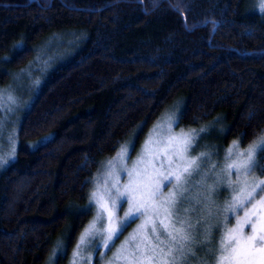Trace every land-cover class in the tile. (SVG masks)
I'll return each instance as SVG.
<instances>
[{
	"label": "trees",
	"instance_id": "16d2710c",
	"mask_svg": "<svg viewBox=\"0 0 264 264\" xmlns=\"http://www.w3.org/2000/svg\"><path fill=\"white\" fill-rule=\"evenodd\" d=\"M52 35L68 36L0 170V264H46L57 242L70 251L89 177L171 104L180 126L220 128L217 143L264 129L259 0H0V85L37 46L55 54Z\"/></svg>",
	"mask_w": 264,
	"mask_h": 264
},
{
	"label": "snow or ice",
	"instance_id": "6c2138e0",
	"mask_svg": "<svg viewBox=\"0 0 264 264\" xmlns=\"http://www.w3.org/2000/svg\"><path fill=\"white\" fill-rule=\"evenodd\" d=\"M259 11L264 15V0H259ZM16 105L10 89L0 88V111L13 112ZM182 115L178 110L155 124L131 166L125 162L134 147L131 139L106 160L103 182L94 178L85 206L95 214L82 228L69 264H93L96 252L100 264H264V129L246 147L241 133L224 150L223 160L213 161L219 146L200 144L207 127L174 131ZM3 130L0 124V140ZM9 140L12 147L0 154V168L16 157V139ZM149 144L154 145L151 152ZM119 172L126 173L123 183ZM194 188L199 191L192 196ZM141 216L133 233L105 259L127 225ZM149 228L150 236L131 243ZM60 252L66 248L53 257Z\"/></svg>",
	"mask_w": 264,
	"mask_h": 264
},
{
	"label": "rangeland",
	"instance_id": "374dc122",
	"mask_svg": "<svg viewBox=\"0 0 264 264\" xmlns=\"http://www.w3.org/2000/svg\"><path fill=\"white\" fill-rule=\"evenodd\" d=\"M52 36L57 41L59 40L58 42L62 43V40H66L67 39L66 37L68 35H63V36H58V37H55V35H52ZM63 44L64 43H62L59 47L56 46L59 49H56L55 54H53L51 56L47 55V53H48L46 51L47 48L43 47L44 44L37 46V48L35 49L36 52L33 55L34 57L25 65V67L21 68V69H25V71L20 72V69H19L17 71L19 74H15L12 77V79L9 82H7L6 84L0 85V88L10 89L12 94L17 98V105H16L15 110L13 112H8L7 110L0 111V124L3 125V129H4L3 130V139L0 140V154H5V153L10 151V149L12 147L11 142L9 140L10 136H14L16 139V152H17L18 124H17L16 120L19 119V112L23 111L24 109H26V107H28V105L32 99L33 93H35V91L37 90L35 88V86L37 85L36 87H38V85L41 81L42 74L44 73V71H46L47 66H49V64L53 60V58H55L61 54L60 49H62L61 46ZM51 45L53 46V43H51ZM51 45H50V43H48L49 47H51ZM43 52H47V53H43ZM33 71L35 72L34 74H33ZM37 81H38V83H37ZM25 85H28L27 90L25 89ZM32 90H33V92H31ZM24 91H25V93L30 92L29 95L26 96ZM180 108L181 107H179L178 104H175V105L171 104L160 114V116H158L151 124H149L147 126V128L145 129V131H143V134L141 135L140 138H138L136 136L138 133L137 131L140 128L139 127L134 131L135 135L133 133L127 140H124L123 142H121L112 154L106 156V158H104L101 161L99 168L96 171H94L93 174L89 177L87 194H86L85 199L81 203V205H79V208H81L82 210H86L85 206L88 203V197H89L90 191L94 188L95 183H96V180L94 178H99L100 182H103L102 173L106 169V163L105 162L108 158L114 157L117 154V152L119 151L120 147L122 145H125L126 142L129 139H131L134 143V147L131 149V158L130 159L126 158V161H125L129 166H131V161L136 160L138 155L141 153L142 146H144L146 139L149 137L150 130L153 128V126L157 123L164 121L167 116H169L173 113H177L178 110L180 111ZM190 127L191 128L207 127L208 132L204 135L203 139L200 140V144L201 145L211 144V145H218L219 146V156H214L213 161L223 160L224 150L228 148V146L232 143L233 140H236V139H231L226 144L220 138L221 142L217 143V139H219L217 136L220 137V135H222V130L220 128H218L217 126L208 125V124H198V125H194V126H190ZM182 128H188V127H183V126H180L179 124L174 125V131H176V132H179V130ZM247 145H245V146L243 145V147H246ZM160 147H163V145L161 144ZM153 148H154V145L149 144L147 147V151L151 152L153 150ZM199 150L200 149H197V151H199ZM2 168H0V170ZM256 174L259 175V173H256ZM119 175L121 177V182L122 183L125 182L127 179L126 173L119 172ZM261 178H264V177H261ZM195 179H199V177H196ZM171 187L172 186L169 185L167 188H164L163 191L165 193H167V191ZM197 191H199V189L194 188L193 191L190 193V195L194 196ZM225 195H227V192L226 191L222 192V195L220 197L221 201L223 200ZM187 206L188 205L186 204L185 207H187ZM126 209H127V203L125 202L124 207L119 210L118 215L122 216ZM94 214H95L94 208L92 211H88V219L86 220L85 224H87L92 219ZM192 215H193V217H195L194 213ZM143 219H144V217L141 216L137 219L132 220L127 225V227L125 228L123 233L119 236L118 239H116L115 246L112 248L111 251H109L107 253V256L105 257V259L112 256V254L116 251V248L119 247L121 245V243L123 241H125V239L127 237H129L130 234L133 233V230L137 228V225H139ZM82 228H81V230H82ZM81 230L78 232L76 239H75V242H74L73 246L71 247L70 251L68 250V251H66V253L60 252L58 258L53 257V252L59 251L62 248H66V246L62 245L60 242L55 243L54 247L50 251V254L48 255V260H46L47 261L46 264H69V259H70L71 254H72L73 247L76 244L77 238L79 237ZM146 235L150 236V228L148 229V231L146 233L137 234L135 241H133L131 243L132 244L141 243L142 239ZM93 264H100L98 252L94 253Z\"/></svg>",
	"mask_w": 264,
	"mask_h": 264
}]
</instances>
